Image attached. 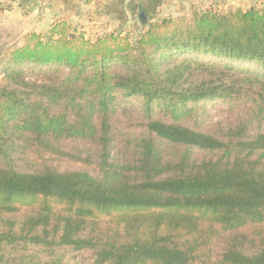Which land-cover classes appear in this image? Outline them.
<instances>
[{
	"label": "trees",
	"instance_id": "trees-1",
	"mask_svg": "<svg viewBox=\"0 0 264 264\" xmlns=\"http://www.w3.org/2000/svg\"><path fill=\"white\" fill-rule=\"evenodd\" d=\"M141 2L134 40L59 19L0 54V264H264V7ZM213 101L240 112L217 133Z\"/></svg>",
	"mask_w": 264,
	"mask_h": 264
},
{
	"label": "rangeland",
	"instance_id": "rangeland-1",
	"mask_svg": "<svg viewBox=\"0 0 264 264\" xmlns=\"http://www.w3.org/2000/svg\"><path fill=\"white\" fill-rule=\"evenodd\" d=\"M98 4H101V6H98ZM72 6L70 5L69 10L64 14V19L73 21V25H71L76 32V34L73 33V37L83 34L86 39L95 40L106 33H121L122 35L131 34L134 40L143 29L138 20V13L133 15L130 12H126L127 21H119L116 19V14L106 16L102 13L107 7H111L119 13L120 7L116 4V0H100V2L98 0L88 4V6L85 0H75ZM15 7L17 6H14L7 13L0 14V54L19 47L22 37L33 32L32 29L28 28L30 20L33 18L26 15V13L33 10V6L26 4L21 10H15ZM99 11L102 12L99 14ZM156 15L155 20L165 17L160 11H157ZM75 17L78 18V21L74 19ZM175 18H187V16H176ZM47 33L41 34L46 35ZM131 104L123 103L119 109L118 117L116 118L118 126L127 129L135 128L136 115L133 109H137L138 106H130ZM207 106L210 118L206 122L205 128L210 132L217 133L221 129L227 128L230 124L235 123L237 117L240 116L239 110L233 109L232 106L223 101L208 102Z\"/></svg>",
	"mask_w": 264,
	"mask_h": 264
},
{
	"label": "crops",
	"instance_id": "crops-1",
	"mask_svg": "<svg viewBox=\"0 0 264 264\" xmlns=\"http://www.w3.org/2000/svg\"><path fill=\"white\" fill-rule=\"evenodd\" d=\"M2 0H0L1 3ZM142 0L133 4L129 1L125 3V10H135L138 5H141ZM158 12H162L164 18H175L176 16H187V19L193 18L202 11L213 10L219 14H226L231 10L243 9L246 10L252 6L264 7V0H160ZM141 2V3H139ZM25 4V5H24ZM32 5L33 10L26 13L31 16L30 25L28 28L36 33H46L51 29L52 24L59 19H64L66 13L65 7L61 0H29L22 5L15 7V10H21L24 6ZM91 4V3H90ZM88 6V4H87ZM78 21V18H74ZM67 20V19H66ZM71 20V18H70ZM29 21V20H28ZM73 25V21L67 20ZM75 21V22H76ZM30 32V31H29ZM24 37L19 46L23 44Z\"/></svg>",
	"mask_w": 264,
	"mask_h": 264
},
{
	"label": "built area",
	"instance_id": "built-area-1",
	"mask_svg": "<svg viewBox=\"0 0 264 264\" xmlns=\"http://www.w3.org/2000/svg\"><path fill=\"white\" fill-rule=\"evenodd\" d=\"M15 0H2V3L5 7V13L9 12L13 8Z\"/></svg>",
	"mask_w": 264,
	"mask_h": 264
},
{
	"label": "water",
	"instance_id": "water-1",
	"mask_svg": "<svg viewBox=\"0 0 264 264\" xmlns=\"http://www.w3.org/2000/svg\"><path fill=\"white\" fill-rule=\"evenodd\" d=\"M142 18L144 17V15H143V13H141V15H140ZM72 37L74 36L73 34L71 35Z\"/></svg>",
	"mask_w": 264,
	"mask_h": 264
}]
</instances>
